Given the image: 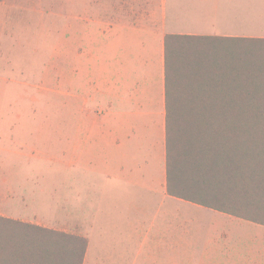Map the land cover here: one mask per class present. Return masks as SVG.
I'll return each mask as SVG.
<instances>
[{"label":"crops","instance_id":"crops-1","mask_svg":"<svg viewBox=\"0 0 264 264\" xmlns=\"http://www.w3.org/2000/svg\"><path fill=\"white\" fill-rule=\"evenodd\" d=\"M16 1L0 0V46L10 42L5 35L14 28ZM42 1L22 0L21 6L37 11ZM61 6L70 18L81 19L80 25L68 27L70 33L82 34L84 51L76 60H89L75 68L70 91L75 119L54 125L59 141L64 132L68 142L54 161L67 157L70 165L82 169L92 163L103 180L97 187L101 192L109 187L130 195L127 206L132 212L123 220L131 226L128 238L135 244L129 251L134 258L172 249L171 241L178 236L181 264H264V165L259 214L245 207L244 216L229 215L167 193L164 52L167 34L264 37V0H63ZM93 17L102 18L96 42ZM34 173L38 172L0 169V216L86 237L83 264L125 262L126 256L116 254H125L128 245L109 252L101 237L93 238L96 225L88 216L91 200L86 191L95 186L47 191L30 180L39 176ZM189 205L228 215L232 231L190 233L194 220Z\"/></svg>","mask_w":264,"mask_h":264},{"label":"trees","instance_id":"trees-1","mask_svg":"<svg viewBox=\"0 0 264 264\" xmlns=\"http://www.w3.org/2000/svg\"><path fill=\"white\" fill-rule=\"evenodd\" d=\"M164 52L167 193L259 214L264 37L167 34ZM86 247L84 236L0 216V264H83Z\"/></svg>","mask_w":264,"mask_h":264},{"label":"rangeland","instance_id":"rangeland-1","mask_svg":"<svg viewBox=\"0 0 264 264\" xmlns=\"http://www.w3.org/2000/svg\"><path fill=\"white\" fill-rule=\"evenodd\" d=\"M61 2L63 0H43L37 5V11L21 6L22 0L15 2L14 8L19 9L14 10V28L5 35L10 42L7 46H0V169L38 172L34 174L39 176L30 177V180L38 181L34 185L47 191L58 186L66 187V190L69 187L85 190L95 186L86 191L91 200L88 216L96 225L93 238L99 241L101 237L100 242L107 246L109 252H113L114 247L121 250L128 245L125 254H116L126 256L125 262L119 264H133L132 259H135L134 264H181L178 236L171 241L172 249L166 247V250L149 251L155 252L152 256L145 253L139 258L132 257L129 245L135 243L128 238L131 226L123 220L125 213L132 212L127 206L130 195L116 194L109 187L101 192L97 187L103 180L92 163H85L86 168L82 169L70 165L67 157L61 162L54 161L60 149L68 148L64 132L59 141L54 125L75 119L76 115L70 110L75 99L74 92L70 94L76 81L75 68L89 60V57L85 61L83 57L76 60L84 51L80 46L82 34L70 33L68 25L78 26L81 19L70 18L68 12L62 11ZM52 12H60V16H54ZM88 19L82 18L87 22ZM101 19L91 18L93 42L99 40ZM127 19L141 21L144 18ZM81 104L77 102V105ZM80 119H85V116ZM20 143L26 146L21 147ZM33 146L37 149L30 150L29 147ZM188 207L189 217L194 220L188 226L190 233L232 231V219L228 215L193 205ZM169 241L168 238L167 244Z\"/></svg>","mask_w":264,"mask_h":264}]
</instances>
